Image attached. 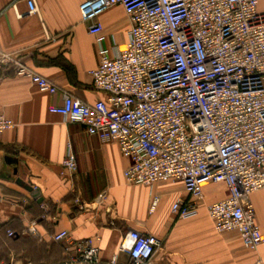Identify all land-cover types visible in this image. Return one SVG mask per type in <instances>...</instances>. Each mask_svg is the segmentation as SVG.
Here are the masks:
<instances>
[{
	"label": "built area",
	"instance_id": "2783aa9c",
	"mask_svg": "<svg viewBox=\"0 0 264 264\" xmlns=\"http://www.w3.org/2000/svg\"><path fill=\"white\" fill-rule=\"evenodd\" d=\"M263 1L86 0L79 6L80 20L98 45L103 40L98 19L117 5L130 24L128 41L114 57L100 47L99 64L89 72L103 99L88 104L62 93L61 104L49 108L101 143H117L129 161L123 171L128 184L180 182L187 198L176 199L170 209L179 219L197 214L205 184L224 185L227 196L206 205L207 217L217 233L237 231L252 252L264 244L249 202L264 189V12H258ZM26 4L28 15L37 14L34 0ZM3 67H12L39 92L54 97L58 91L0 51ZM14 127L0 116V134ZM61 167L76 172L69 145ZM105 200L101 193L95 203ZM36 223L7 231V237L40 240ZM50 240L62 246L63 264H102L91 239L73 240L61 230ZM161 245L153 235L130 230L118 248L130 264H150ZM106 264H117V255Z\"/></svg>",
	"mask_w": 264,
	"mask_h": 264
},
{
	"label": "crops",
	"instance_id": "0c3cea01",
	"mask_svg": "<svg viewBox=\"0 0 264 264\" xmlns=\"http://www.w3.org/2000/svg\"><path fill=\"white\" fill-rule=\"evenodd\" d=\"M34 1L38 12L28 15L26 0H0V51L58 91L54 97L39 92L12 67L0 68V116L15 125L0 134V226L17 233L35 220L39 243L54 244L50 236L61 230L73 240L91 239L102 264L115 255L117 264H130L118 248L130 230L162 241L150 264H255L256 259L264 264V244L256 252L245 249L237 231L217 233L207 217L206 205L227 196L224 185L205 184L197 214L179 219L170 209L176 199L187 198L180 182H157L152 188L128 184L123 171L129 161L117 143H101L81 125L50 113L61 104L62 93L88 104L104 98L89 72L99 64L100 47L110 57L124 49L130 24L122 7L100 15L98 45L80 20L79 6L86 0ZM258 12H264V1ZM68 145L76 159L74 174L61 167ZM33 191L41 203L31 197ZM101 193L106 200L96 205ZM249 202L264 236V189L252 193ZM54 246L63 264L62 246Z\"/></svg>",
	"mask_w": 264,
	"mask_h": 264
},
{
	"label": "rangeland",
	"instance_id": "374dc122",
	"mask_svg": "<svg viewBox=\"0 0 264 264\" xmlns=\"http://www.w3.org/2000/svg\"><path fill=\"white\" fill-rule=\"evenodd\" d=\"M27 240H32L30 237H23ZM33 241V240H32ZM36 244H39L38 241H33ZM22 248V249H19ZM28 249V245H22L16 247L10 243V240L7 237H0V264H54L56 263L58 257L52 254V257L48 258L42 254H31L32 260L30 257H27L22 251ZM26 251V250H25ZM61 255L59 256L60 260ZM37 261V262H36Z\"/></svg>",
	"mask_w": 264,
	"mask_h": 264
},
{
	"label": "trees",
	"instance_id": "16d2710c",
	"mask_svg": "<svg viewBox=\"0 0 264 264\" xmlns=\"http://www.w3.org/2000/svg\"><path fill=\"white\" fill-rule=\"evenodd\" d=\"M8 229V226L6 224L0 226V237H7L6 235V230ZM10 240V243H12V245H15L16 247L18 246H22V245H28V249H24L22 252L24 254H26L27 257H30V260H32L33 258H31V254L34 253L35 254H42L45 255L46 257L50 258L53 255L58 254V250H55V246L52 243H47V242H42L39 244L34 243L33 241H36L35 239L32 241L27 240L26 238L20 237V236H14V237H7ZM31 239V238H30ZM22 249V248H19ZM26 250V251H25ZM37 262V261H36ZM59 261L57 260L56 263L54 264H58Z\"/></svg>",
	"mask_w": 264,
	"mask_h": 264
},
{
	"label": "water",
	"instance_id": "95a60500",
	"mask_svg": "<svg viewBox=\"0 0 264 264\" xmlns=\"http://www.w3.org/2000/svg\"><path fill=\"white\" fill-rule=\"evenodd\" d=\"M34 200L37 201V203H41L42 199L39 197L38 192L37 191H33L32 192V196H31Z\"/></svg>",
	"mask_w": 264,
	"mask_h": 264
}]
</instances>
